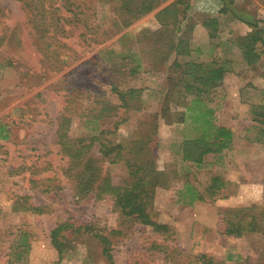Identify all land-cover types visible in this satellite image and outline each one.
Listing matches in <instances>:
<instances>
[{
  "label": "rangeland",
  "instance_id": "1",
  "mask_svg": "<svg viewBox=\"0 0 264 264\" xmlns=\"http://www.w3.org/2000/svg\"><path fill=\"white\" fill-rule=\"evenodd\" d=\"M175 1L167 0L125 29L119 30L118 25V32H109V38L100 46L89 38L85 46H77L78 31L59 30L60 40L73 45V49L60 50L64 53L61 58L67 55L66 63L60 71H54L52 62L44 61L34 44L32 25L22 4L18 0H0V61L4 64L0 76V125L9 134L6 139L0 138V264H108L101 244L91 235H70L68 249L58 263L50 245V232L69 218L93 223L110 233L115 264H201L200 255L226 264L264 263L262 233H249L243 238L221 235L225 211L264 205V138L254 120V107L264 104V55L254 66L247 65L235 42L238 34L232 28V23L247 25L235 15L264 20V0H235L228 14L218 16L196 7L203 0H186L190 6L182 14L186 20L180 27L183 30L188 24L193 26L189 34L194 48L189 56L179 58L180 62H230L231 72L206 101L214 109L215 123L230 128L234 141L229 149L206 155L202 164L185 162L181 157L184 125L159 122L151 154L158 169L169 177L166 187L156 188L151 208L157 221L173 227L175 234L171 238L164 240L134 218L95 204L92 195L64 175L68 163L59 152L55 134L56 120L64 107L71 104L74 108H92L96 98L118 106L120 100L113 92V83L118 90H138L127 111L119 109L117 116L100 121L75 116L70 129L74 137L94 135L98 129H112L119 117H124L118 140L128 141H133L140 130L147 128L145 124L153 123L161 112L166 93L175 90L173 83L184 68L173 66L174 54L163 63L151 50L158 40L171 36L162 30L156 15ZM216 1L223 6V0ZM208 17L220 20L213 37L211 29L198 30ZM97 21L107 28L115 27L113 13L104 5L97 7ZM68 34L72 37L67 38ZM134 59L142 67L138 74L130 75L126 64ZM177 99L171 102L173 111L182 109ZM106 170L115 184L126 179L124 163L104 164ZM215 176L225 182L226 198L192 205L178 202L177 191L186 180L205 191ZM31 178H56L61 188L46 195L31 187ZM24 199L31 205L47 206L46 213L19 209ZM153 243L167 248L155 249Z\"/></svg>",
  "mask_w": 264,
  "mask_h": 264
},
{
  "label": "trees",
  "instance_id": "2",
  "mask_svg": "<svg viewBox=\"0 0 264 264\" xmlns=\"http://www.w3.org/2000/svg\"><path fill=\"white\" fill-rule=\"evenodd\" d=\"M18 1L27 12L28 22L32 25L34 44L43 60L51 61L53 70L60 71L66 63L67 56L61 58L60 56L64 53L60 50H72L73 45L60 40L57 35L59 30H62V33L78 31V34H75L77 46H85L87 38L96 46H100L109 38V32H118V25L119 30L129 27L167 0ZM234 1L223 0L220 14H228ZM99 4L108 7L113 13L114 28H107L105 24L97 21ZM189 6L186 0H176L156 15L162 30L169 32L171 36L158 40V45L151 50V54L163 63L171 54H174L173 66L184 69L177 82L173 83L174 80L171 79L175 90L172 89L166 93L164 105L161 112L155 115V121L146 123L147 128L144 131L140 130L133 141L118 140L119 126L124 122V117H119L112 129H98V133L94 135L74 137L70 134L75 116L85 118L86 121H100L117 116L119 109L127 111L130 107L129 101L136 97L138 90H118V85L115 83L112 84V88L113 92L119 96L118 106L103 98H96L92 108H83V106L74 108L71 104L64 107L56 120V143L60 154L67 159L68 163L64 175L70 178L78 188L92 195L95 204H104L112 212L134 218L141 225L150 227L153 232L162 235L164 240L171 238L175 231L168 223L157 221L156 213L151 208L156 188L166 187V178L169 177L166 171L158 169L156 160L151 154L150 145L158 130L159 122L184 125L181 157L185 162L202 164L206 155L229 149L234 141V133L230 128L215 123L214 109L206 101L207 96L221 86L226 75L231 72L230 62L216 59L208 63L180 62L179 58L192 53L189 33L192 32L193 26L188 24L183 30L180 27L182 21L186 20L182 14L189 10ZM235 18L251 28L248 34L238 36L235 42L241 49L246 64L254 66L264 55V20L236 15ZM202 25L211 29L210 37H213L220 26V20L218 17H208ZM157 32L160 33V31ZM69 37H72V34H68L67 38ZM3 65L0 61V76ZM126 65L129 66L130 75L138 74L142 67L141 62L135 59L128 61ZM179 85H182L180 89ZM187 98L188 103L181 104L180 101ZM176 99L179 100L177 104L179 103L182 109L173 111L171 102ZM254 109V120L259 124L260 136L264 138V104L257 105ZM8 136L4 126L0 125V138L6 139ZM119 163L125 164L127 176L122 184H115L109 170L104 172V164ZM34 174V172L31 173V175ZM30 184L33 189L46 195L54 189L61 188L56 178H31ZM225 185L220 177L215 176L205 191H202L188 179L178 189L177 200L183 204L192 205L197 201L207 202L226 198L228 195L225 194ZM20 204L19 209L37 214L46 213L48 208L31 205L26 199ZM221 223L224 226L221 235L226 237L243 238L254 232L264 235V205L229 209L224 212ZM70 235L77 237L91 235L101 244L102 255L108 264H115L111 234L93 223H80L73 218L58 223L50 232V245L57 253L58 263L62 262L65 251L68 249ZM26 247L28 248L29 245ZM153 248L167 247L161 243H153ZM198 261H201V264H226L216 262L206 255H200Z\"/></svg>",
  "mask_w": 264,
  "mask_h": 264
},
{
  "label": "crops",
  "instance_id": "3",
  "mask_svg": "<svg viewBox=\"0 0 264 264\" xmlns=\"http://www.w3.org/2000/svg\"><path fill=\"white\" fill-rule=\"evenodd\" d=\"M193 3V0H190ZM214 1V2H212ZM208 0L206 2V0H203V2H200L199 4L196 5V7L198 9H201V11L208 13L210 15H214V16H218L220 15V10L222 9V5L219 2H215V0ZM232 28L237 32L238 36H244L246 34H248L251 31V28L248 25L245 24H240V23H232ZM198 30L200 31H204L206 30V28L204 26H202L200 29L198 28ZM205 32V31H204ZM193 42V41H191ZM193 47V43H191ZM227 77V75H226ZM225 77V78H226Z\"/></svg>",
  "mask_w": 264,
  "mask_h": 264
}]
</instances>
